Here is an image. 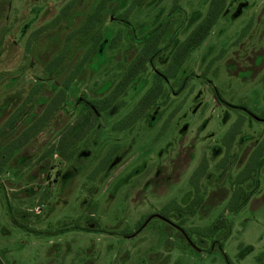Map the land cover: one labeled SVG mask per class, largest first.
Here are the masks:
<instances>
[{"label":"rangeland","instance_id":"374dc122","mask_svg":"<svg viewBox=\"0 0 264 264\" xmlns=\"http://www.w3.org/2000/svg\"><path fill=\"white\" fill-rule=\"evenodd\" d=\"M208 2L0 0V264H264V163L243 185L245 204L227 209L264 136V0H227L157 106L113 128ZM165 21L160 52L118 109L101 113L70 158L60 156L61 135L81 118L77 100L100 98L139 38ZM66 83L47 124L11 150ZM201 164L196 194L191 175ZM220 219L228 225L205 235Z\"/></svg>","mask_w":264,"mask_h":264},{"label":"trees","instance_id":"16d2710c","mask_svg":"<svg viewBox=\"0 0 264 264\" xmlns=\"http://www.w3.org/2000/svg\"><path fill=\"white\" fill-rule=\"evenodd\" d=\"M140 1V0H137ZM142 1V0H141ZM227 0H209L205 14L201 20L191 29L187 36L180 41L171 53V57L167 65L163 69L155 68L154 79L152 84L146 89L141 97L136 102L135 106L130 110L119 122L113 125L114 129L123 130L131 127L139 118L148 114L149 111L157 106L158 100L164 93V83L168 80H174L180 71L183 63L190 55V53L200 46L206 37L210 34L213 26L216 24L220 15L226 8ZM99 12V7H97ZM96 11L97 14H99ZM92 17V16H91ZM249 27V24L246 28ZM167 29V21L160 23L157 27L147 31L139 38L138 43L141 44V49L129 61L120 79L108 90L102 91V95L97 99H87L81 97L77 100L81 104V118L63 135H61L58 142L57 150L59 155L65 158H70L75 151L73 146L82 140L88 133L89 129L93 128L96 123L100 121L102 112L111 113L113 109H118L120 104L119 98L126 91V89L133 85L141 74L146 70L149 63H153V58L160 52V43L164 37ZM96 33L98 38L93 43V50L95 46L99 45L100 31ZM99 42V43H98ZM95 51V50H94ZM262 82L264 84V74L262 75ZM61 88L47 103L46 108L42 114L25 128L21 135L14 141L12 149L22 146L30 137L38 133L48 122L51 115L59 108L65 99V89ZM229 105V104H228ZM112 114V113H111ZM255 118L261 119L264 112L259 117L252 114ZM242 118L237 119L229 128L226 134L227 140L230 142L234 136L240 131ZM229 143H227L228 145ZM68 149H72L68 152ZM12 152V151H10ZM264 163V136L259 140L251 152L243 170L237 175L235 184L236 189L232 193V197L228 203V211L238 212L248 199V192L244 188V183L248 180L255 179L257 171ZM106 167V166H105ZM205 165H199L191 175V181L196 194L199 188L197 183L200 175H205ZM200 200L196 198L193 200L197 202ZM188 205V213H192L195 204ZM173 209L178 211L182 209L181 206L175 205ZM228 223L223 219L216 220L209 227L205 235L215 232L217 229L227 226Z\"/></svg>","mask_w":264,"mask_h":264}]
</instances>
